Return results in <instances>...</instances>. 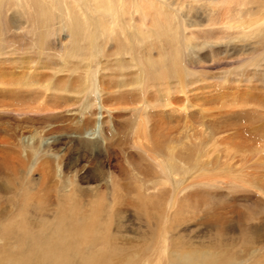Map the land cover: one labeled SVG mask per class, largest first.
Wrapping results in <instances>:
<instances>
[{
    "label": "rangeland",
    "instance_id": "374dc122",
    "mask_svg": "<svg viewBox=\"0 0 264 264\" xmlns=\"http://www.w3.org/2000/svg\"><path fill=\"white\" fill-rule=\"evenodd\" d=\"M210 2L187 1L184 9L176 8L182 17L174 18L173 36L165 35L163 43L154 37L141 36L128 24L124 25L128 40L125 34L118 39L122 30L118 24L113 32L115 36L109 39L99 36L96 41L80 40L74 44L60 19L54 24L56 33L45 45L39 44L45 27L37 26L31 13L27 14L28 21H15L14 14L21 9L16 2L9 3L0 13V82L34 78L43 87L18 89L15 94L0 89V163L8 164H0V191L11 202H18L22 193L24 209L19 214L17 207L8 208L2 199L0 208L23 216L19 217L20 221L31 222L39 219L40 211L45 208L51 221L62 197L79 189L76 199L84 204L85 210L91 209L90 200L95 201L94 208H110L108 216L112 217L114 233L118 229L115 224L122 218L124 227L115 237V243L120 247L128 241L127 246H139L141 252L135 258L136 264H172L162 251L165 235L177 244L178 254L186 246L202 247L224 241L223 236L215 235L213 223H206L205 219L215 222L223 218L226 229L237 230L238 216H232L229 211L239 209L247 224L264 229V196L247 184L255 181L264 191V119H261L264 118V30L260 25L264 22V5L255 8L248 17V21H263L246 30L248 37L239 38L245 29H229V19L223 21V11L208 7ZM129 17L127 22L132 25L142 23L139 28L147 17L146 29L156 31L150 27L147 10L135 15L136 21H130ZM91 22L94 23L91 35L102 33L105 26L108 30L115 28L109 19H103V24ZM122 47L124 62L120 64L117 52ZM251 109L254 111L247 113ZM173 110L175 116L171 117L168 113ZM251 113L260 121L252 123L247 119ZM187 134L191 140L187 143L188 156L184 158L194 167L192 162L199 154L196 150H200L195 166L199 178L193 171L184 176L186 171L176 179L184 186L194 185L188 193L198 190L209 195L199 204L198 200L185 202L184 215L171 214L165 221L161 218L166 200H147V196L154 197L158 183L153 176H139V172L151 166L140 147L154 148L159 144V153L168 155L165 147L171 142H184ZM9 165L14 168L7 169ZM212 194L217 198L211 197ZM145 201L149 220L157 216L156 222L152 221L155 229L159 226L157 232L147 227V216L141 221L136 219L132 205L143 209L140 204ZM160 227H166L165 231ZM26 229L29 236L34 235ZM244 235L236 239L234 248H229L232 253L241 256L240 250L245 245L241 247V243L251 236ZM262 236L264 239V232ZM151 239L155 240V248ZM148 246L153 250H147ZM19 249L17 246L16 251ZM55 257L51 255V261Z\"/></svg>",
    "mask_w": 264,
    "mask_h": 264
},
{
    "label": "bare ground",
    "instance_id": "6f19581e",
    "mask_svg": "<svg viewBox=\"0 0 264 264\" xmlns=\"http://www.w3.org/2000/svg\"><path fill=\"white\" fill-rule=\"evenodd\" d=\"M187 1L190 3L192 2L194 4L196 2H198V0H0V13L9 3L11 4L13 2H16L18 8L21 9L20 12L17 11L14 14L13 19L15 21L16 20H17V22L28 21L27 14L31 13L34 23L37 24V26L39 24V25H43V27H45V29H44L41 26V28H43L44 36L42 35L39 39L40 45L47 44V42H49V39H51L50 37L52 36V34L56 33L54 24H55L56 20H60V19H62V21L60 22L61 26H63L65 29H67L69 31V33H70L69 39H71L70 41L74 44L79 42L80 40L81 41H88L89 40V42L92 40L96 41V39L98 40L99 36L102 37L103 39H109L110 37H112L115 34V33L113 34V32L116 30V27L118 26V24L122 26L121 32H119L117 35L118 39L121 38L120 37L121 35H123V37H124V34H125L126 39L128 40V35L126 34V31L124 30V28H125L124 25L128 24L129 28H134L133 31L136 30V32H138V33L140 32L141 36L144 35L148 39L154 37L158 42L163 43V41L166 40V39H163V37L165 35L171 36L173 34V30H174L173 28H176L174 18L175 17L178 18L179 16L182 17V15L178 12H179L181 7L183 8V4ZM201 2H203V1H201ZM205 2H206V0H205ZM209 2H210V0H209ZM254 5H256V6H254ZM263 5H264V0H213L212 2H210L208 7L223 11V21L226 18L229 19V23L228 24L226 23L227 27L229 29L232 30L235 28H244L245 31L243 32L244 33L243 36L240 35V37H239V38H244L248 35V34H246V30L248 28H250L254 25H257L258 23L263 21V20H260L258 22L255 19L254 20L250 19L251 21H248L249 14L252 11L254 12L255 8H257V10L263 8ZM203 6H205V5H203ZM176 8H179V10H177ZM195 9H197V8H195ZM146 10L148 12V18L150 19V22H152L150 27H155L156 31L152 30V29L150 30L149 28L146 29V26H148L146 24V21H148V19L146 20L147 17L144 20H142L144 22L142 28H139V26L142 24L141 21L139 22V23H141L139 26L135 25V24L132 25L131 22L130 23L127 22L128 21L127 17L131 16V17H133L131 19H135V21H136L137 18H135V15H137L138 13L139 14L143 13V11L145 12ZM135 13H137V14H135ZM172 13H173V17H172ZM215 13H218V11H215ZM1 17H0V22L2 20ZM103 19L111 20L113 27H115V26L116 27L114 29L108 30L107 27L105 26V29H101V30H103L102 33L101 32H99V33L95 32V35H91V33L93 31L91 28V25L94 24L91 21L96 20V21L101 23L103 21ZM129 19H130V17H129ZM131 19H130V21H131ZM180 20L181 19H179V21ZM196 21H197V18H196ZM101 24H103V23H101ZM260 25H261L262 29L264 30V22H261ZM89 26H90V32L88 34L87 29L89 28ZM39 29H40V27H39ZM136 32L134 33L135 35H136ZM42 33H40V35ZM178 33H179V31H178ZM131 34H132V32L129 33V35H131ZM174 35H175V33H174ZM122 40H123V42H125L124 39H122ZM161 40H162V42H161ZM37 41H38V38H37ZM140 43L143 44V42H141V41H140ZM184 43L185 42H183V48H184ZM188 45H190V44H188ZM82 46H83V44H82ZM82 46H81V48L84 49ZM118 46H120V45L118 44ZM137 47H138V45H137ZM110 48H111V46H110ZM148 48H146V49H148ZM119 49H120V47H119ZM51 50H52V48H51ZM148 51H150V50H148ZM181 51H183V50H181ZM122 52H123V47L121 49V52H119V51L117 52V57L119 56V58H117V62H119V63L123 61L122 57H124L123 56L124 53H122ZM178 52H180V51H178ZM181 54H183V52ZM115 60H116V57H115ZM151 62H152V64H155L154 59H152ZM119 63H118V65H119ZM137 68H139V66ZM34 69H36V68H34ZM89 69H90V67H89ZM123 69L124 68H122V70ZM36 70H38V69H36ZM31 71H34V70H31ZM141 73L142 72H140V74ZM21 81L13 82V83L12 82H9V83L0 82V89H2L3 92L6 90L12 94H15V93H18V89L25 90V89H30V88L35 87V86L43 87V85L34 78H26L25 80H21ZM69 92H70V94H72L71 90H69ZM197 97H198V95H197ZM186 98H187V96H186ZM187 99H189V98H187ZM165 104H167V106H168L169 99L165 100ZM190 105H192V104H190ZM193 107H194V105H193ZM176 110H178V109H176ZM181 111L183 112V110H181ZM251 111H254V110L251 109L247 113H249ZM185 112L186 111H184V113ZM187 113H189V112L187 111ZM168 115L171 117L172 116L174 117L175 116L174 110L170 114L168 113ZM247 116H248L247 119H250L252 121V123H254L255 121H258V116H256L253 113L248 114ZM182 118H181V120H182ZM261 119H264V118H261ZM251 128H253V126ZM248 133H249V131H248ZM137 134H138V131L135 132V135H137ZM189 135L186 136L185 141H184V139L182 140L184 142L176 141L178 144H175L173 142L169 143L168 145H170V146L165 147L166 152H168V155H162L161 153H159L161 151V148L159 149V147H160L159 144L157 146H155L154 148L153 147L151 148L147 145H145V146L140 145L141 147L138 146V147H140V150L144 153V156L146 155L148 157V161H150V164H151V166H149L148 170L139 172V176H141V175H146L148 177L153 176L154 179L156 180L155 182L158 183L156 190H155V193H154V197H148L147 196V200L148 199H158V201H160L159 199H161V200L165 199L166 200L167 205H166V208L164 209L165 214H164V217L161 218L165 221H168L169 218H171L170 217L171 214H173V215L175 214L176 217L180 214L184 215L183 206L186 205L185 202H189L190 200H198V204H199L200 200L203 201L206 198V196L209 195V194L206 195V193L204 194L198 190L195 193H188L187 192L188 189L190 187H193L194 185H192L190 187L184 186L183 182H179L176 179L177 176H180L182 174V172H186V171H188V172L184 173V176H186L188 173L193 171L194 176L196 175V177L199 178V174H198L195 166H196V162L199 158L200 150H196V151H199V154L197 155L196 160L194 162H192L193 165H195L194 167H192V165L190 164L191 162H188L184 158L185 156H188L187 152H189V150L187 149V146H188L187 143L190 142V140H191V137H190L191 135L190 136ZM198 142H201V140ZM191 145H193V144H191ZM180 153L184 154V155H181ZM236 153H238V152H236ZM239 153H241V151H239ZM206 154H208V152ZM0 164H3L6 166L7 163H0ZM13 168L14 167L12 165H9L7 169L11 170ZM191 168H193V169H191ZM5 169H6V167H5ZM207 175H209V174H207ZM196 177H194V178H196ZM247 184L249 186H251L252 188L256 189L257 191H260L261 195L264 196V191L261 190L258 183H255V181H253L251 183L248 182ZM78 190L75 188L72 190V192H74L73 195H68V196L62 197L61 204H58V211H56L55 216L53 217V220H51V221L48 217V214L46 213L45 208H43L40 211V214H41V215H39L40 218L35 219L32 222H31V220L27 221V220H24L22 218H21L22 220L20 221L19 217H23V216H20L18 214H17L18 216L13 215V214L5 211V208H3V210L0 208V241L3 242V245L0 246V264H136L137 260L135 258L139 257V254L141 252V249L139 248V246H136L134 244H130L127 246L126 243L128 241L125 242V244H122L120 247L115 243V237H117V235L119 236V234H121V232H122L121 228L124 227L123 222L120 221L122 218H120L119 214L116 215L120 218L119 223L115 224V227L118 228L116 230L117 233H114L113 232L114 231L113 230L114 224L112 223V217L108 216L110 208L105 207V209H102V210L98 209L99 207L94 208L95 205L92 203L95 201L90 200V201H93L91 203L89 201L90 204H88L89 208H91V209L85 210L86 208H85L84 204H82L79 200H77L78 198L76 199V194H77ZM233 190H235V189H233ZM233 192H235V191H233ZM81 193H82V191H81ZM91 193H90V195H91ZM64 194H65V192H64ZM92 194H94V193H92ZM94 195H92L91 197H95ZM214 195L212 194L210 196L215 198L216 194H214ZM6 196L5 195L3 196L2 192L0 191V200L2 199V200H4V202L6 201L5 204L8 205V208L9 207H14V208L17 207L18 212L20 214L24 209V204L22 202V193H20V195H19L20 198H19L18 202L16 200L11 202V199L8 197L6 198ZM114 199H116V198H114ZM117 202H118V200L117 201L115 200V203H117ZM67 204L69 205V207L67 206ZM253 204L255 205V203H253ZM117 206H118V204H117ZM140 206H142L143 209H141V207H138L139 208L138 209L135 207V205H132V207L134 208V213H136V219H139V220L143 219L144 220V218L148 215V212H149L146 210L147 209L146 208V201L143 202L142 204H140ZM178 206H179V208H178ZM255 207H256V205H255ZM116 208H118V207H116ZM176 208H177V212L175 210ZM148 209H150V208H148ZM36 211H38V209H36ZM152 211H154V210L152 209ZM229 213L231 215L233 214V215L238 216L239 221L237 222L238 223L237 230H235L233 228H231L229 230L226 229L225 228L226 226H224L225 225V219H223V218H220V219L217 218L215 222L209 218L205 219L206 223H211V222L213 223L215 235L216 236H218V235L223 236L224 241H221V242L217 241V243H209L206 245H202V247H197V245L195 247L186 246V247H183V249H182L183 251L180 250L181 253L178 254L177 252H178L179 247L177 246V244L174 241H170L169 237H167V235H165L166 237H164V241H163L164 245L162 244V248H163L162 251L165 255H168V259H167L168 263H172V264H264V253H262V249L264 248V239L262 236V232H264V229L260 228V227L259 228L252 227L249 224H247L246 217L241 216L242 214H241V212H239V209H237L234 212L229 211ZM156 217H151V220H149L150 217L147 216V221H148L147 227L153 228L155 230V232H157L159 226L157 227V229H155L154 225L152 224L154 222H152V221L155 220V222H156ZM217 217H218V215H217ZM229 220H231V219H229ZM162 222H164V221H162ZM138 224H140V223H138ZM166 226H168V225H166ZM227 226L229 227V225H227ZM27 227L33 231L34 235H31V236L28 235L27 229H26ZM161 229L164 232L166 227H162ZM237 231H238V233H237ZM242 233L245 234L244 236H246V234H250L251 236L249 237L248 240L242 241L241 247L244 245L243 243H245V245L243 246V249L240 250L241 251V256H240V255H238V253H236V254H234V252L232 253L231 252L232 249H229V248L230 247L234 248V244H237L236 239L238 240L239 236H241ZM126 239H128V238L126 237ZM173 239H175V238H173ZM122 240H124V239H121V241ZM146 241L147 240L143 241V243ZM152 241H153L152 246L155 248L156 247L155 242H154L155 240H152ZM129 242H130V240H129ZM133 242H135V241H133ZM131 243H132V241H131ZM140 243H139V245H140ZM178 243H180V242L178 241ZM181 243L179 245H181ZM17 246H19L20 249H23L24 253L20 249H19V251H16ZM98 246H100L99 249H96V251H95V248ZM152 246L151 247L148 246V247H146V249L147 250H149L150 248L152 249ZM181 247H182V245H181ZM217 248H221V250H218ZM224 250H228L227 253ZM51 255L56 256L54 259L52 258L53 262L51 261ZM147 257H148V255H147ZM151 257H152V255H151ZM116 260L117 261L119 260V261L117 262Z\"/></svg>",
    "mask_w": 264,
    "mask_h": 264
}]
</instances>
